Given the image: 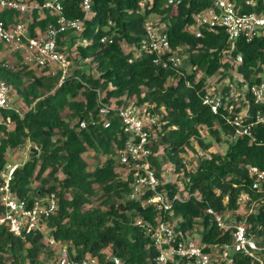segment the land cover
<instances>
[{"label":"trees","instance_id":"1","mask_svg":"<svg viewBox=\"0 0 264 264\" xmlns=\"http://www.w3.org/2000/svg\"><path fill=\"white\" fill-rule=\"evenodd\" d=\"M35 1L43 4L47 0ZM232 1L242 12L264 11V0H255L254 5L247 4V0ZM62 2V12L35 10L32 16L12 8H0V19L8 25L25 20L31 35H35L37 29L45 31L62 14L69 19L84 16L83 0ZM210 4V0H183L177 6L168 4V0L145 4L142 0H93V13L85 28L62 32L58 43L68 55L65 43L70 36L80 34L87 41L78 43V54L91 60L94 71L89 73L84 67L72 66L71 74L62 83L45 69L27 65L19 52L13 53L10 46L0 43V51L9 52L0 61V78L20 96L21 103H16L19 110L2 111L0 172L8 162L9 149H16L28 140L40 147L16 168L11 188L19 198L29 200L39 193L56 192L59 208L48 219L47 227L51 237L67 244L70 257L93 256L104 264L110 262L109 256H117L124 264H156L158 254L150 237L135 223L138 217L153 221L157 210L152 204L146 206L128 198L132 174L116 158L128 134L121 129L117 116L111 126H104L98 116L97 90L105 102L147 104L151 112L159 114L161 125L151 161L164 182L161 188L169 198L186 192L198 193L201 198L176 200L172 210L163 213L177 232L193 235L201 219L202 242H231V232L220 231L208 208L227 212L230 220H244L253 232L263 229L259 227H264V184L260 191L252 187L253 178L247 165L264 168V124H255L251 136L235 137V128L224 115H234L242 106L232 110L233 102L224 97L220 111L214 113L203 103L208 92L207 79L198 77V72L213 76L229 71L237 63L244 83L249 86L258 81L264 64V34L251 42L239 38L235 43L222 29L216 33L204 31L203 36L196 37L187 30L193 22L192 15ZM154 13L167 26L171 49L186 51L187 62L193 68L191 73L184 67L176 71L158 66L153 63L152 53L140 51L148 18ZM103 36H111L112 42H101ZM227 53L231 59L223 60ZM187 81L191 82L190 86ZM246 95L248 100L244 104L249 105L250 115L264 108L254 102L248 90ZM81 120L87 121V127L79 128ZM203 130H208L217 141H222V136L228 137L227 151H211V143L203 139ZM194 140L211 152L199 160L196 169L189 170L183 154L194 149ZM90 150L106 159L90 168L86 157ZM164 158L175 166L177 180H164ZM59 173L63 174L62 178ZM36 180L39 186L33 187ZM241 194H249V205L258 202L259 206L247 215L232 217L231 213L240 208ZM96 199L105 208L88 207ZM42 254L45 256L41 257ZM54 256V248L41 233L22 239L6 225H0V264H51L48 260ZM178 264L184 262L180 260Z\"/></svg>","mask_w":264,"mask_h":264},{"label":"built area","instance_id":"2","mask_svg":"<svg viewBox=\"0 0 264 264\" xmlns=\"http://www.w3.org/2000/svg\"><path fill=\"white\" fill-rule=\"evenodd\" d=\"M152 0H142L148 3ZM183 0H168V4L177 6ZM211 4L193 13V22L187 30L201 37L204 31L213 33L224 30L231 42L235 43L239 38L247 42L264 34V11L242 12L232 0H210ZM247 4L254 5L255 0H247ZM0 8H12L32 16L35 10L41 13L44 9L63 11L62 0H47L41 4L35 0H0ZM82 18L69 19L64 14L60 15L56 23H50L45 31L36 30L31 35L27 21L16 20L8 25L0 19V43L10 46L13 53L19 52L23 61L29 66L45 69L53 77H58L62 83L71 74L72 62L65 52H62L58 43L59 36L66 30L81 31L85 28L86 21L93 13V0H83ZM111 36H103L101 42H112ZM140 51L152 53L153 63L165 69L179 71L182 65V57L178 51L171 49V40L167 26L161 21L148 22L146 37L142 41ZM4 59L0 51V61ZM241 61L242 57L239 56ZM131 61V60H130ZM259 80L248 86V91L256 104L264 106V64ZM190 86L191 82L187 81ZM98 91V116L104 122L105 127L112 125L113 118L118 117L121 129L128 134L124 146L116 154L118 162L124 164L131 172V188L129 199L141 201L144 205H154L157 210L155 219L149 220L138 217L135 220L144 234L152 240L158 254L155 257L156 264H178L180 260L184 264H264V227L260 232L249 230L244 220H230L227 212H216L208 208L214 221L222 233L231 232L232 241L224 244L205 243L196 239L195 235L177 232L170 220L163 217L164 212L171 211L176 200L185 201L192 196L200 200L198 193L176 194L169 198L166 190L162 189L164 182L158 177L157 169L151 161L153 148L157 140V129L160 127L159 117L156 112H151L147 104H122L108 103L102 100ZM224 96L219 92L208 91L203 97V103L210 106L214 113H218L223 105ZM4 109H16L13 101V92L10 85L0 78V122ZM229 124L235 128V137L251 136L255 124H264V108L258 109L255 115H250L249 105L234 115H224ZM9 120V118H8ZM87 127V121L81 120L79 128ZM40 147L27 141L16 149H9L6 156L9 159L18 152L22 159L30 158L34 151ZM210 153L203 155L199 151L194 154L195 160L208 157ZM27 161V160H26ZM23 162L6 164L0 172V225H6L9 230L22 239L33 233H41L45 242L52 248L63 250L54 264H103L97 257L87 256L75 259L68 255L67 244L57 241L50 235L47 227L48 219L57 212L59 202L56 192H45L35 195L31 200L21 199L13 192L11 183L14 171ZM248 172L253 178L252 187L262 190L264 184V168L249 164ZM182 186V182L179 183ZM250 199L249 194H241L238 202L244 204ZM109 263L124 264L117 256H109ZM108 260V261H109ZM241 260H244L242 263Z\"/></svg>","mask_w":264,"mask_h":264},{"label":"rangeland","instance_id":"3","mask_svg":"<svg viewBox=\"0 0 264 264\" xmlns=\"http://www.w3.org/2000/svg\"><path fill=\"white\" fill-rule=\"evenodd\" d=\"M145 8V7H144ZM161 20V16L158 14H150L149 18H148V22H155V21H160ZM77 34V33H76ZM87 40H84L83 37H80V34L77 35H73L70 36L68 38V42H66L65 47L66 50L68 52V57L70 58L71 62H72V66H78V67H84L85 69H87L89 71V73H93L95 65L91 62V60H89L88 58L83 59L81 58V56L78 54V50H77V45L79 42H86ZM4 58L7 57L8 53L7 50L1 51ZM179 55L182 57V65L181 67L186 68V71L188 73H191L193 71L192 66H190L187 62V53L186 51H184L183 53L180 51H178ZM230 60L231 57L229 56V54H225L224 59L223 60ZM201 76H206L207 79V89L210 92H219L221 93L224 97H226V100H231L233 102V104L230 106V109L234 110L237 107L242 106V109L245 107V101L248 100L247 99V90H248V85L246 83L243 82V78L242 75L237 71V63L234 64V67L232 69H230L229 71H225V72H218L213 76H208L206 75L204 72L199 71L198 72V77ZM226 89H227V93H226ZM13 92V101L15 104L16 108H19V106L16 103H19V98L20 96L15 94L14 91ZM21 105V103H19ZM23 103H22V107H23ZM159 117V122H160V116L159 114H157ZM161 123V122H160ZM10 127L12 126V123H9ZM202 136L203 139L206 142H210L211 143V148L210 150L213 152H220V153H225L228 149L229 146V141H228V137L222 136V141H217L216 138L211 135L209 133L208 130H203L202 132ZM193 145H194V149L192 150H188L186 153L183 154V158H184V162L186 164V168L189 170H193L196 169L199 165V160L197 158V160H195L194 158V154H196L197 152L201 151L203 152V155H205L206 153H210L211 151H205L204 149H202L199 144L196 142V140L193 141ZM31 157V155H30ZM86 157L89 160V166L90 168H93L94 166L100 164V162H102L103 160L106 159V156H104L103 154H99L93 150H90ZM29 159V158H28ZM28 159H22V157L20 155H18V152H15V154L9 159L8 162L10 163H15V162H25ZM163 160V175H164V180H171V181H175L177 180L178 174L175 171V166L170 162V160H168V158H164ZM7 162V163H8ZM180 176H182L180 174ZM59 177L62 178L63 174L59 173ZM182 179H180V182ZM33 187H38L39 186V181H34V183L32 184ZM102 194V191H100V194ZM91 206H102L103 208H105V206H103L100 203V199H96L93 201L92 205H88V207ZM259 206L258 202H252L250 205L246 202L244 204L240 205V208L236 211V213H231L232 217H235L236 214H240V215H247L248 213L252 212V211H256L257 208ZM177 220H180L179 218H177ZM203 229L202 223H201V219H199V221L197 222V224L195 225V229H194V235L196 239H200L201 238V230ZM55 250V256L50 258L48 260L49 263H53L55 262V260L57 259L58 256L61 255V253L63 252V250H59V248H54ZM45 255L42 254L41 257H44Z\"/></svg>","mask_w":264,"mask_h":264},{"label":"crops","instance_id":"4","mask_svg":"<svg viewBox=\"0 0 264 264\" xmlns=\"http://www.w3.org/2000/svg\"><path fill=\"white\" fill-rule=\"evenodd\" d=\"M245 106H247V105H245ZM245 108V107H244Z\"/></svg>","mask_w":264,"mask_h":264}]
</instances>
